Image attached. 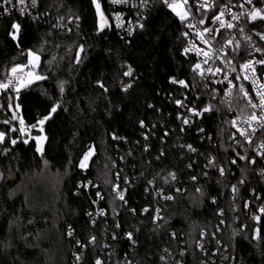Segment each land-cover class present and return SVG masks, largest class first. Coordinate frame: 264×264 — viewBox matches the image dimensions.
<instances>
[{"label": "trees", "instance_id": "obj_1", "mask_svg": "<svg viewBox=\"0 0 264 264\" xmlns=\"http://www.w3.org/2000/svg\"><path fill=\"white\" fill-rule=\"evenodd\" d=\"M151 1L129 39L103 0L102 32L92 0H41L72 34L0 17V82L29 52L41 78L0 95V264H264V188L233 138L251 110L213 99L184 22Z\"/></svg>", "mask_w": 264, "mask_h": 264}, {"label": "built area", "instance_id": "obj_2", "mask_svg": "<svg viewBox=\"0 0 264 264\" xmlns=\"http://www.w3.org/2000/svg\"><path fill=\"white\" fill-rule=\"evenodd\" d=\"M103 1L119 37L129 39L144 29L151 0ZM167 4L181 7L186 15V19H180L186 30L183 51L200 66L195 68V74L213 99L230 104L239 97L249 106L251 116L235 120L233 138L257 167L258 181L264 188V0H167ZM256 13L259 14L253 18ZM0 17L28 19L68 34L81 26L78 18L46 15L41 0H36L35 5L32 0H13L12 4L0 0ZM15 69L0 82L5 86L0 87V95L4 88L19 95L22 83L31 81L27 66ZM252 193L257 213L264 215V194Z\"/></svg>", "mask_w": 264, "mask_h": 264}, {"label": "rangeland", "instance_id": "obj_3", "mask_svg": "<svg viewBox=\"0 0 264 264\" xmlns=\"http://www.w3.org/2000/svg\"><path fill=\"white\" fill-rule=\"evenodd\" d=\"M170 9L179 19H182V20L186 19V15L182 13L181 7L177 6L175 12L172 10V8ZM177 13H180V15H177ZM39 65H40L39 56L34 52H29L26 66L28 68L29 79H31V81L30 82L26 81L27 87L41 79L40 76L38 75ZM86 155L88 156L87 160H85V157H84V159L81 162V165L83 164V167L80 165L82 169H86L88 167L89 162L94 155L93 149H91Z\"/></svg>", "mask_w": 264, "mask_h": 264}, {"label": "snow or ice", "instance_id": "obj_4", "mask_svg": "<svg viewBox=\"0 0 264 264\" xmlns=\"http://www.w3.org/2000/svg\"><path fill=\"white\" fill-rule=\"evenodd\" d=\"M19 2H20V3H23L24 0H19ZM93 2L95 3V0H93ZM164 2L167 3V0H164ZM248 2L251 3V0H248ZM3 3H5V4H12V3H13V0H3ZM32 3H33V5H35L36 0H32ZM168 6H169L170 8H172V10H173L174 12L176 11L177 5H171V4H170V5H168ZM97 8H99V5H97ZM5 11H7V9H5ZM258 14H259V13L254 14L253 18H255V15H258ZM177 15H180V13H177ZM182 18H183V17H182ZM262 18H264V17H262ZM228 27H232V25L229 24ZM13 28H14V29H15V28H18V25L14 24V25H13ZM196 67L199 68L200 66H199V65H196ZM12 71L15 72L16 69L14 68V69H12ZM125 75H131V69H129V71L126 72ZM180 83H184V82H183V81H180ZM101 86H103V85H101ZM0 87H5V86H4V85H0ZM55 110H56L55 108L52 109L53 112H55ZM185 122H187V121H185ZM40 123H43V121H40ZM2 136H3V134H0V139H2ZM37 139H39V138H37ZM13 143H15V141H13ZM189 147H191V146H189ZM38 150H39V149H38ZM87 158H88V156L86 155V156H85V160H87ZM81 166L83 167V164H82ZM221 172H223V169H221ZM121 199H123V197H121ZM261 211L264 212V209H261ZM130 235H131V234H129V236H130ZM96 264H101V262L98 260V261L96 262Z\"/></svg>", "mask_w": 264, "mask_h": 264}, {"label": "water", "instance_id": "obj_5", "mask_svg": "<svg viewBox=\"0 0 264 264\" xmlns=\"http://www.w3.org/2000/svg\"><path fill=\"white\" fill-rule=\"evenodd\" d=\"M93 1V0H92ZM94 3V2H93ZM97 5H99L98 4V0H95V3H94V7H95V10H96V13H97V19H98V28H99V30H100V32H102L103 31V29H104V23H103V17H102V14H101V11H100V7L99 8H97ZM3 92H7V89H3ZM52 118H53V116L50 118V119H48L47 121H45V122H43L42 124H41V127L42 126H45L50 120H52ZM28 142V141H27ZM23 143H25V142H23Z\"/></svg>", "mask_w": 264, "mask_h": 264}, {"label": "crops", "instance_id": "obj_6", "mask_svg": "<svg viewBox=\"0 0 264 264\" xmlns=\"http://www.w3.org/2000/svg\"><path fill=\"white\" fill-rule=\"evenodd\" d=\"M27 81H29V80H27ZM29 82H30V81H29ZM23 83H24V84H23ZM23 83H22V85H21V89H20L21 91L24 90L25 88H27L26 81L23 82ZM3 140H4V136H2V139H0V141H3Z\"/></svg>", "mask_w": 264, "mask_h": 264}]
</instances>
